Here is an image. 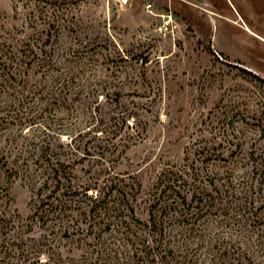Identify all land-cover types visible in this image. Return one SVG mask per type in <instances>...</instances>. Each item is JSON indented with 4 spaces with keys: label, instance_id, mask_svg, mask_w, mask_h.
<instances>
[{
    "label": "rangeland",
    "instance_id": "1",
    "mask_svg": "<svg viewBox=\"0 0 264 264\" xmlns=\"http://www.w3.org/2000/svg\"><path fill=\"white\" fill-rule=\"evenodd\" d=\"M261 38L264 0H0V264L151 262L141 223L165 171L206 180L217 198L205 232L176 228L179 260L207 263L251 235L264 264ZM236 158L262 159L244 180L249 221L236 215L243 185L224 186ZM59 163L81 203L46 216ZM86 189L127 196L118 227L92 218Z\"/></svg>",
    "mask_w": 264,
    "mask_h": 264
},
{
    "label": "trees",
    "instance_id": "2",
    "mask_svg": "<svg viewBox=\"0 0 264 264\" xmlns=\"http://www.w3.org/2000/svg\"><path fill=\"white\" fill-rule=\"evenodd\" d=\"M261 162V158L259 160L253 158L232 159L226 166L227 170L225 171L226 183L224 186H226L227 191L235 189L237 186L241 188L243 185L242 188L245 190V197H247L246 190L254 188L255 184L249 181L244 182V180L249 179L247 177L252 170L259 171L262 168ZM59 164V167L55 164L52 166V180L54 179L56 184L52 194H58L60 198L57 199V204L55 202L50 203L53 209L52 211L46 212V216H49L50 213H57L60 207L62 209L68 206L72 208L74 205H79L81 203V199L77 200L80 196V192L74 191V186H71V182L65 181L66 177H70L71 180L72 172H65L64 169L68 166L63 163ZM260 177L264 179V174L261 173ZM191 179L192 176L189 177V175L183 174L181 171H165L158 177L156 184L153 186L150 194L149 220L147 223H141L143 226L141 232H145L144 230L148 231L145 236L143 234L141 235L144 239L141 242L144 249L151 253L152 256V261L149 262L147 260L148 263L144 258V264H187L185 257L179 260L175 256L177 251L187 250V243H185V241L182 240L183 244H179L182 243L181 241L177 243L175 234H178L179 231L175 233L177 230L176 228H179V230L181 228V231L183 230L185 233L188 231L193 232L195 225H199L203 218L208 217L212 208H216L215 203L217 199L212 194L208 193V190H204L206 186L203 187L202 185L205 184L206 180L202 179L199 185L192 183ZM214 182L215 181L212 183ZM68 183L69 185H67ZM260 185L264 186V181H261ZM90 190L91 189H86V194L84 196L92 202V208L90 210L92 218L94 220L100 219L102 222L107 223L108 228L118 227L119 223L115 225L117 216L115 215L114 217V212H118L119 208L123 206L127 205L126 208L129 206L130 200L127 199V196L111 202L107 201L108 195L106 193L104 196H96V198L93 196L88 197L87 192ZM3 192L4 191H0V214L4 206L5 198L7 197ZM67 194L69 197L65 198ZM190 196L191 199H189ZM256 201V198L252 200L249 196L246 198L245 203L236 214L239 215L237 217L238 221L239 218L242 217V219L247 218L246 221L250 220L251 209L248 206L251 205V207H253ZM242 221L244 220L237 222V225L241 226ZM201 226H204V224L198 226V233L201 231L205 232V227L200 229ZM260 242H262L260 239H254L251 235L243 238L241 237V240H236L229 248V244L223 242L216 246L217 251L215 253L208 254L211 256L209 261H207V263L203 261L202 264H255L249 246H255V243L257 245V243Z\"/></svg>",
    "mask_w": 264,
    "mask_h": 264
},
{
    "label": "bare ground",
    "instance_id": "3",
    "mask_svg": "<svg viewBox=\"0 0 264 264\" xmlns=\"http://www.w3.org/2000/svg\"><path fill=\"white\" fill-rule=\"evenodd\" d=\"M241 17V16H240ZM244 29H245V31H247L249 34H252V35H256L249 27H244ZM263 41H264V39L263 38H261Z\"/></svg>",
    "mask_w": 264,
    "mask_h": 264
},
{
    "label": "water",
    "instance_id": "4",
    "mask_svg": "<svg viewBox=\"0 0 264 264\" xmlns=\"http://www.w3.org/2000/svg\"><path fill=\"white\" fill-rule=\"evenodd\" d=\"M196 1H198V2H200V3H202V2H203V0H196Z\"/></svg>",
    "mask_w": 264,
    "mask_h": 264
},
{
    "label": "built area",
    "instance_id": "5",
    "mask_svg": "<svg viewBox=\"0 0 264 264\" xmlns=\"http://www.w3.org/2000/svg\"><path fill=\"white\" fill-rule=\"evenodd\" d=\"M149 8H151V6H149Z\"/></svg>",
    "mask_w": 264,
    "mask_h": 264
}]
</instances>
